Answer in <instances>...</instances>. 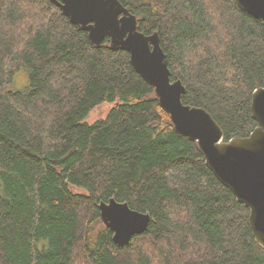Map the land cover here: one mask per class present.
Masks as SVG:
<instances>
[{
  "label": "trees",
  "instance_id": "1",
  "mask_svg": "<svg viewBox=\"0 0 264 264\" xmlns=\"http://www.w3.org/2000/svg\"><path fill=\"white\" fill-rule=\"evenodd\" d=\"M118 1L157 33L182 103L208 112L223 141L249 135L261 22L234 0ZM21 69L26 88L10 89ZM103 103L106 116L85 122ZM109 198L150 215L123 246L100 220ZM248 214L127 51L91 43L51 0H0V264H264Z\"/></svg>",
  "mask_w": 264,
  "mask_h": 264
},
{
  "label": "water",
  "instance_id": "2",
  "mask_svg": "<svg viewBox=\"0 0 264 264\" xmlns=\"http://www.w3.org/2000/svg\"><path fill=\"white\" fill-rule=\"evenodd\" d=\"M51 1L72 24L87 32L94 45L99 46L108 37L111 49L128 52L132 67L153 87L175 132L196 143L206 167L248 208L252 235L264 248V87L255 89L251 96L255 128L245 137L223 141L220 127L208 112L182 103L185 88L179 80H170L157 33L138 31L135 16L118 0ZM234 1L242 11L259 20L264 29V0ZM98 209L101 222L112 232L117 246L126 245L134 235L144 232L150 221L148 213L113 198L100 201Z\"/></svg>",
  "mask_w": 264,
  "mask_h": 264
},
{
  "label": "rangeland",
  "instance_id": "3",
  "mask_svg": "<svg viewBox=\"0 0 264 264\" xmlns=\"http://www.w3.org/2000/svg\"><path fill=\"white\" fill-rule=\"evenodd\" d=\"M28 84V75L24 69L19 70L13 76L12 82L9 85L10 89L16 91H23ZM112 107L111 103H103L94 107L84 118V121L87 123H92L96 120L102 119L106 116L107 112ZM74 191H78L79 189L73 188Z\"/></svg>",
  "mask_w": 264,
  "mask_h": 264
}]
</instances>
